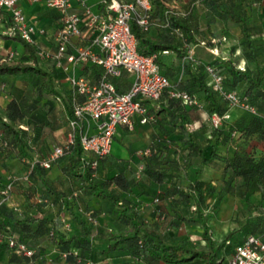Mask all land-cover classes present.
Listing matches in <instances>:
<instances>
[{"label": "trees", "instance_id": "1", "mask_svg": "<svg viewBox=\"0 0 264 264\" xmlns=\"http://www.w3.org/2000/svg\"><path fill=\"white\" fill-rule=\"evenodd\" d=\"M194 1L186 0L185 7L170 11L172 0H150L146 27L134 20L129 24L137 50L144 54L154 53L160 72L173 86L197 99L198 103L190 108L205 111L206 119L198 130L192 129V117L188 116L190 108L163 91L155 100H164L167 106L157 111L167 109L165 114L174 117L172 124L179 127L182 138L175 143L168 135L155 136L148 144L150 152L137 154L136 166L126 170L112 165L103 180L95 175L100 158L91 168L76 140L59 158H63L65 173L79 180L78 189L68 195L56 189L46 177V172L59 159L49 168L37 162L32 164L41 124L33 130L32 120L26 123L20 120L26 111L36 109L40 95L48 99V94L57 93L51 72L38 64V45L13 36L21 41L28 58L25 54L18 59L8 54L0 55V75L31 73L36 79L31 81L26 92L17 94L21 96L19 107L12 98L6 119L0 114L1 143L8 149L16 148L23 163L22 170L17 172L7 163L3 170L0 168V200L3 197L1 189L9 176H16L13 180L10 178L8 194L0 201L1 245L23 255L31 264H49V260L53 264H97L95 258L99 254L109 258L128 255L133 264H226L243 237L264 230V40L254 37L256 24L249 18V8H220L221 15L238 24L243 34L238 56L232 55L235 45L222 56L219 52L221 39H197L189 22L190 4ZM197 43L203 48L192 50ZM241 57L247 61L244 66L239 65ZM207 66L221 76L224 90L235 91L239 101L252 106L253 111L231 104L212 85ZM173 74L179 77L173 78ZM109 79L117 86L116 77L109 76ZM50 101L51 97L44 102L48 104L47 110L51 109ZM231 106L243 109L232 121L227 115ZM150 115L156 119V113ZM212 115L220 118L216 126L211 123ZM32 130L36 134H30ZM205 130L210 135L206 139L213 138L207 151L200 143V137L207 135ZM223 143L231 144L232 150L219 153L217 147ZM176 147L180 158L173 160L169 154L175 153ZM208 163L221 166L216 184L196 177ZM190 168L192 177L188 174ZM142 182L159 187L160 194L152 199L149 217L143 214L145 205L139 198ZM16 188L24 197L19 206L12 201ZM121 189L126 193L122 194ZM211 193L215 195L211 208L218 207L225 194L238 199L237 208L230 214L234 226L219 237L212 235L207 221L212 211L205 199ZM87 199L93 200L96 207L91 209L85 202ZM56 201L58 209L67 211V217H63V213L55 218L45 214L43 207ZM100 216L105 218L103 226L98 221ZM65 223L69 230L64 229ZM40 236L49 241L55 256L47 257L44 250L33 246V240ZM9 238L14 240L13 246L8 245ZM18 244L30 249L31 254L27 256L18 251Z\"/></svg>", "mask_w": 264, "mask_h": 264}, {"label": "crops", "instance_id": "2", "mask_svg": "<svg viewBox=\"0 0 264 264\" xmlns=\"http://www.w3.org/2000/svg\"><path fill=\"white\" fill-rule=\"evenodd\" d=\"M191 3V2H190ZM19 4L21 5L26 19L28 22L36 24L38 28H42V32H37V44L38 49L53 51L55 49V40L54 35L56 30L61 26V18L59 10L56 7L49 6L46 3V0H20ZM187 5L186 0H172L169 4L172 11L181 9ZM191 12L189 17V22L194 28V32L199 41L207 39L208 37H214L216 39H221L222 43L220 44L221 50L219 51L222 56H225L228 53V50L235 45V51L232 53L233 56H238L237 53L240 52L239 41L242 38L241 27L238 24L232 22L228 17L221 15L220 8L224 9H237L241 6L249 8L251 20L256 24L255 29V38H261L264 40V0H195L191 4ZM194 5V6H193ZM89 6L93 10H100L103 8L101 0H71L70 9L79 12L83 15V7ZM177 12V11H176ZM180 12V11H179ZM154 21V20H153ZM88 34L83 37H75L77 43H84L88 40ZM225 38V39H224ZM203 45L197 43L194 45L192 50H201ZM24 46L18 39H15L13 36L3 34L1 31L0 25V55L8 54L12 51L11 57L18 59V57L28 56L26 52L23 51ZM191 52V51H190ZM213 52H217L216 49H213ZM38 55V64L43 68L49 70L52 75V82L57 93L48 94V99L51 97V109L47 110L46 102L48 99L44 95H40L38 100L37 107L35 110L26 111L24 116L20 118L21 121L26 123L27 120H32L33 123L30 125L33 127V130L41 124L39 127L40 132L36 140V146L33 149L34 155L44 156L46 155L54 145L61 144L65 137L66 132L69 129L68 120L71 117L70 109V97L72 92V87L69 82L66 80L65 75L66 71L56 64L55 59L50 56ZM28 58V57H26ZM63 64L66 61L63 59ZM247 64V61L244 57H241L239 60V65L244 66ZM68 72L81 74L85 76L90 82H96L102 73V67L98 64L92 63H79L76 65H70ZM31 73H16V74H5L0 75V114L3 118L6 119L7 106L9 101L14 98L17 106L19 107V102H21L20 95L18 93L26 92L27 88L30 86L31 81L36 78H32L28 81L27 77H30ZM177 75V76H176ZM34 76V75H33ZM174 77H179L178 74L171 75ZM117 86L116 88L123 91L126 90L132 79L133 75L130 72L123 71L119 76H116ZM172 79V78H171ZM5 91H8L9 94H6ZM47 96V95H46ZM50 103V104H51ZM145 105L148 109V114L156 113V119L152 118L145 122L140 123L138 120L135 121V126L132 130H128L126 126L119 125L114 132L113 139H122L124 134L129 135L128 142L126 145H123V148L120 149V153L116 154L110 150L109 154H106L100 158L98 161V169L95 173L97 179L103 180L104 176L108 171L110 166L119 165L121 168L125 167H134L138 162L137 154H132L137 148L147 146L155 136L165 134L168 135L173 142H177L182 138L183 134L179 130L178 126L172 124L174 122V117L171 115L165 114L167 109L157 111L161 106H167L163 101H157L155 99L145 100ZM185 108L189 109L191 105H185ZM241 107L231 106L228 111L229 120L237 119L243 112ZM155 111V112H154ZM164 115L166 117H164ZM188 116L192 117L190 127L194 130H198L201 123L206 119V113L203 110H197L190 108V114ZM94 122L90 121L89 131L93 130ZM171 129V130H170ZM30 132V134H36L35 131ZM206 131V130H205ZM207 135L205 137H200V143L204 146L205 151L209 149L210 143H212L213 138L209 141L206 139L210 138L209 132L206 131ZM1 129H0V143H1ZM175 145V144H174ZM172 145V146H174ZM218 152L225 154L227 151L232 150L231 144H220L218 147ZM175 153L171 152L169 157L173 160L180 158L178 147ZM44 154V155H43ZM63 158L55 162L51 168L46 172V177L54 184L56 189L61 190L64 194L68 195L72 190L78 189L79 180L75 176L67 175L63 169ZM10 165L12 170H22L23 163L19 159V156L16 153V148H5L2 143L0 144V168L4 164ZM3 170V168H2ZM3 173L5 171H2ZM183 172V170H182ZM5 174V173H4ZM188 174L192 177L191 168L188 169ZM221 175V166L215 163L205 164L200 173L196 177L203 181H209L211 184H216L219 181V176ZM140 196L142 204L145 205L143 208L144 215L149 217V211L152 204V199L156 194L159 193V187L147 185L145 183L139 184ZM145 188H149L151 191H145ZM122 190V189H121ZM122 194H125L123 190ZM225 194L222 199L226 198ZM215 197V195H214ZM24 197L16 188L12 193V201L14 200V205H18L23 201ZM53 199V198H52ZM87 205L92 209L95 208L93 200L87 199ZM79 203H83L79 200ZM10 205L11 202L8 201ZM84 204V203H83ZM15 205V206H16ZM56 203H47L43 210L45 214L49 217L55 218L56 216L60 217L63 213V217H67V211L63 208L58 209ZM58 209V210H57ZM213 212L210 213V218L207 220L211 226V231L215 229L216 221L212 216ZM63 217H61L63 219ZM100 225H105V218L100 216L99 218ZM65 230H69L68 223H65ZM227 231V228L226 230ZM212 233V234H213ZM225 233V232H224ZM223 233H220L222 235ZM33 246L44 250L47 257H53L56 255L54 249L50 247L49 241L45 236H40L36 240H33ZM41 244V245H40ZM97 264H133V259L128 255H121L116 258H109L105 255L99 254L95 258ZM54 263V262H53ZM51 260H49V264ZM0 264H31L27 262L23 255H18L14 250L10 248H5L4 245L0 244Z\"/></svg>", "mask_w": 264, "mask_h": 264}, {"label": "built area", "instance_id": "3", "mask_svg": "<svg viewBox=\"0 0 264 264\" xmlns=\"http://www.w3.org/2000/svg\"><path fill=\"white\" fill-rule=\"evenodd\" d=\"M19 1L0 0L1 31L9 36H19L27 43L37 44L36 34L41 33L42 28L27 21ZM46 3L59 10L61 26L54 35L55 49H39L38 53L54 58L56 64L66 71L65 78L72 87L71 117L64 141L54 145L44 156L35 155L32 164L37 162L49 168L54 161L64 156L77 140L86 161L94 168L97 159L111 150L113 135L119 125L132 130L136 120L145 123L152 118L146 112L145 100L155 99L166 91L170 96L179 98L185 105L198 103L194 96L173 86L169 78L160 72L154 53L144 54L137 50L129 22L134 20L138 25L146 27L149 22L147 11L151 6L150 0H101L102 9L93 10L84 6L83 15L70 9L71 0H46ZM86 34L89 35L88 40L77 43L75 37L80 38ZM12 54L11 51L8 56H13ZM79 63L100 65L102 73L98 80L93 83L81 74L68 72L70 65ZM206 70L212 85L231 104L253 111L252 106L239 101L235 91L223 89L221 76L211 67L207 66ZM123 71L132 73L133 79L126 90L119 91L109 76H119ZM210 120L212 125L216 126L220 118L212 115ZM90 121L94 122L92 131H89ZM150 150L151 147L147 145L135 153L148 154ZM9 177L12 180L16 178ZM9 180L1 189L3 197L0 201L8 194L12 181ZM2 239L0 230V242ZM8 245L13 246L14 240L9 238ZM16 249L27 256L32 252L23 244H18ZM226 264H264V230L243 237L235 245Z\"/></svg>", "mask_w": 264, "mask_h": 264}, {"label": "rangeland", "instance_id": "4", "mask_svg": "<svg viewBox=\"0 0 264 264\" xmlns=\"http://www.w3.org/2000/svg\"><path fill=\"white\" fill-rule=\"evenodd\" d=\"M32 78H34L33 75H30V77H27L28 81L31 80ZM6 94H9L8 91H5ZM67 133V132H66ZM128 138L129 135L124 134L122 136V139H113L112 143H111V149L114 153L119 154L120 153V149L123 148V145H126V143L128 142ZM144 147V146H143ZM143 147L137 148L134 151H132V154H136V150H140ZM44 155V154H43ZM15 171V170H14ZM17 172V171H15ZM145 191H151V189L149 188H145ZM214 200V193L208 194L205 201H206V205H209L211 208V204ZM237 201L238 199L232 195H227L226 198L222 199L220 201V204L218 207H214L211 208V211L213 212V217L214 220L216 221V226L215 229H213V231H215V233H213L212 235L215 237H219L220 233H224L226 232V228L227 230L232 228L234 226L233 223H231L230 220V214H233V212L235 211V209L237 208ZM192 229V228H190Z\"/></svg>", "mask_w": 264, "mask_h": 264}]
</instances>
